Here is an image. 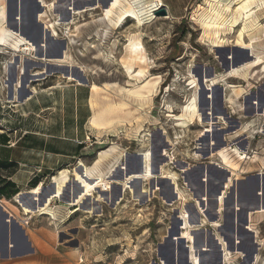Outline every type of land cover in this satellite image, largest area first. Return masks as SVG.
Wrapping results in <instances>:
<instances>
[{
    "label": "rangeland",
    "instance_id": "obj_1",
    "mask_svg": "<svg viewBox=\"0 0 264 264\" xmlns=\"http://www.w3.org/2000/svg\"><path fill=\"white\" fill-rule=\"evenodd\" d=\"M44 1L49 9L34 25L33 0H18L21 23L14 0H2L10 19L0 28L38 44L41 25L47 47L0 54V107L12 90L56 103L52 115L87 98L89 116L103 112L106 123L87 124L82 162L99 161L106 172L118 160L100 186L76 199L72 215L79 186L76 164L67 168L69 181L52 205L69 208L54 212L55 221L38 205L46 206L54 177L38 186L37 214L28 203L31 212H23L40 229L41 246L34 262L19 264H264V0H251L242 15L244 0H127L141 27L131 19L109 24L102 16L109 0ZM54 23L51 36L43 25ZM62 48L70 60L59 58ZM23 62L20 76L13 68ZM92 84L103 89L95 98ZM51 111L23 125L43 127L55 120ZM223 151L236 168L216 160ZM136 157L141 172H133Z\"/></svg>",
    "mask_w": 264,
    "mask_h": 264
},
{
    "label": "crops",
    "instance_id": "obj_2",
    "mask_svg": "<svg viewBox=\"0 0 264 264\" xmlns=\"http://www.w3.org/2000/svg\"><path fill=\"white\" fill-rule=\"evenodd\" d=\"M4 69L6 66L1 67L0 72H4ZM13 71L19 72V66L14 65ZM42 104L37 93L27 90L23 96L18 94L7 98L6 105L0 107V264L34 262L36 248L41 246V231L33 222L25 225L23 221L37 214V202L43 194L36 197L30 192L38 186L43 189L42 183L48 178L58 180L55 176L57 173L68 170L87 155L86 128L90 117L88 111L91 110L88 99H80L79 96V101H74V110L69 101L67 107L54 115L52 112H55L56 103L52 102L51 106ZM46 110H52L47 116H53L55 120L49 118L43 127L37 121L23 125L32 117L38 118ZM3 124H8L10 128ZM90 167L95 168L94 165ZM50 184L54 185L49 190L52 196L56 184ZM20 195L31 196L28 201L34 211L31 217H27L15 202V198ZM36 198L38 201H35ZM52 203H55V198L50 206L54 207L56 213L62 214V209L69 208ZM38 205L43 204L39 202Z\"/></svg>",
    "mask_w": 264,
    "mask_h": 264
},
{
    "label": "bare ground",
    "instance_id": "obj_3",
    "mask_svg": "<svg viewBox=\"0 0 264 264\" xmlns=\"http://www.w3.org/2000/svg\"><path fill=\"white\" fill-rule=\"evenodd\" d=\"M37 1L39 3L40 10L37 11L35 17H36V21L39 22L41 10H43V9L48 10L49 5L44 0H37ZM250 1L251 0H244L241 3V5L237 8V11H239V12L244 11L245 12L248 8L247 4ZM159 8H161L160 5H158L155 10H158ZM116 11H118L117 14H116ZM21 14H22V9L20 8V11H19L17 18H14L15 22L18 21V23H21V21H22ZM238 15H239V13H238ZM241 15H242V12H241ZM102 16L109 24L114 25L115 27H120L124 23V21L127 19L133 20L138 27H141L143 25L141 20L139 19L138 15H137L135 9L133 8V6L129 2H127V0H109L107 6L102 11ZM0 22L6 23L5 7L2 4V0H0ZM43 26H44L45 30L49 31L51 36L53 34H57V31H58L57 24L54 23L50 26H47V25H43ZM65 32H66L65 33L66 36L70 37L69 36L70 31L68 29H66ZM261 33L264 34L263 29H262ZM14 35H15L14 33L5 32L3 30V28H0V54L6 53L5 50H7V51L12 50L14 57H19L18 54H20V53H23L26 55H28L29 53L32 55H37V51L39 49L44 50L47 47L46 44L43 46L40 45L41 43H43V41H41L38 44H35V43H32V41L29 40L27 37L25 39H19V38H14ZM46 36H47V34H44V36H43V33H42V37L46 38ZM254 39H255V37L250 38V41L252 44L251 51H252L253 55L256 56L257 60L260 61V59H261L260 56L258 54H256V50H255L256 45H255ZM11 40L13 41L12 44L9 43ZM69 41L72 42V40L70 38H69ZM63 49L64 48H62L60 51L61 56H59V58H61L62 60H66V61L70 60V57L66 54V52L63 51ZM138 50H141V47H136V46L133 47L134 52L138 51ZM62 51H63V57H62ZM100 54H101V52H100ZM22 59L23 58L21 55L20 60L22 61ZM46 59H48V58H46ZM52 59H55V58L52 57ZM56 59H58V58H56ZM103 59L109 61V59H107V58H103ZM13 62L14 61H11L7 65H10ZM13 64H15V62ZM263 69H264V67H263ZM19 72H20V76H24L26 74V68H25L24 62L19 67ZM16 88H18V87H16ZM90 91L92 92V97L95 98L99 94V91H103V89L96 84H92L90 87ZM34 92H36V91L31 90L30 93H34ZM15 96H16V92H15ZM8 99H11V98L8 97ZM90 104L94 105V102L90 101ZM102 114H103V112H94L93 116L90 117L89 126L91 128L96 129V130H100V129H102V127H101L102 125L105 126L106 122H105V120H102ZM215 155H217V157H218V159H216V160L218 162L222 163L224 166L229 167L231 169H234L237 167L233 163L229 154L226 151L218 152ZM117 160H115L110 165V167L108 168V170L106 172H100L98 170L97 163H99V161L96 162L95 168H91L90 166L84 165L83 162L79 160L76 164V167L74 168V181H76L77 185L79 186V190H77V192H75L74 199H72V201H70V204L74 207L76 205V199L85 196V194L87 192H89L92 189L100 186L102 184V182L104 181L105 176L115 166ZM214 162H215V160H214ZM58 180L60 182H58ZM58 180L55 178L53 179V182L56 184V186H55L56 191L53 193V196H51L46 202H45V200H42L43 202H45L44 204L46 206L44 207L43 205H41V207H40V215H47L50 217V219L52 221H55V219H56L55 213H54L53 207L51 208V207H48L47 205L50 202L51 198H53V197L61 198V196L63 194V188L65 187V185L69 181L67 171H63V172L59 173ZM38 190H39V187H36V188L31 190L30 194L36 195L38 193ZM28 201L29 200L26 197L21 196V195L17 196L15 198V202L24 210V212L26 214L31 212V209L27 205ZM77 210H78L77 208L74 210H70L69 214L72 215L73 213L77 212ZM199 260H200V258H199ZM190 264H191V262H190Z\"/></svg>",
    "mask_w": 264,
    "mask_h": 264
},
{
    "label": "water",
    "instance_id": "obj_4",
    "mask_svg": "<svg viewBox=\"0 0 264 264\" xmlns=\"http://www.w3.org/2000/svg\"><path fill=\"white\" fill-rule=\"evenodd\" d=\"M34 1V4H35V6L37 7V10L35 11V12H33L32 14H31V20H32V23L34 24V25H36V17H35V15H36V13H37V11H39L40 10V6H39V3H38V1L37 0H33ZM14 4H15V6H16V12H15V16L14 17H16V15L18 14V8H19V4H18V0H14ZM157 14H161L162 16L163 15H165L166 14V12L164 11V10H161V11H159ZM21 17H22V15H21ZM9 19H10V17H9V14L8 13H6V22L7 21H9ZM23 20V19H22ZM15 31L19 34V35H22L20 32H19V30L18 29H15ZM28 38V37H27ZM29 39V38H28ZM37 39H38V41L39 42H41V41H43L44 39H43V37H42V27H41V25H39V34L37 35ZM38 41H37V43H38ZM60 54V56H61V52L59 53ZM13 81H16V79L15 80H13ZM11 86H12V84H11ZM10 98H13V90L11 91V93H10ZM136 160H137V164H136V166H135V170H133V172H141V169H142V161H141V159L139 158V157H136ZM28 198H30L31 199V196H28ZM23 235V234H22ZM198 249V248H197ZM208 249V248H207ZM209 250V249H208ZM174 259V258H173ZM180 260V259H179ZM179 260H178V262H179ZM187 260H188V257H187V255H186V258H185V261L187 262ZM190 264V263H189Z\"/></svg>",
    "mask_w": 264,
    "mask_h": 264
},
{
    "label": "built area",
    "instance_id": "obj_5",
    "mask_svg": "<svg viewBox=\"0 0 264 264\" xmlns=\"http://www.w3.org/2000/svg\"><path fill=\"white\" fill-rule=\"evenodd\" d=\"M23 222H24V224H25V225H27V224H28V220H24Z\"/></svg>",
    "mask_w": 264,
    "mask_h": 264
}]
</instances>
